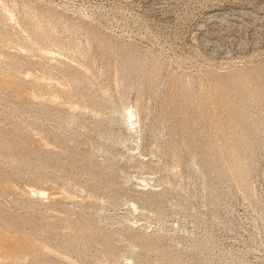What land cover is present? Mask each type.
Returning <instances> with one entry per match:
<instances>
[{
    "label": "rangeland",
    "instance_id": "obj_1",
    "mask_svg": "<svg viewBox=\"0 0 264 264\" xmlns=\"http://www.w3.org/2000/svg\"><path fill=\"white\" fill-rule=\"evenodd\" d=\"M0 264H264V0H0Z\"/></svg>",
    "mask_w": 264,
    "mask_h": 264
},
{
    "label": "bare ground",
    "instance_id": "obj_2",
    "mask_svg": "<svg viewBox=\"0 0 264 264\" xmlns=\"http://www.w3.org/2000/svg\"><path fill=\"white\" fill-rule=\"evenodd\" d=\"M261 70H262V69H261ZM124 113H125V112H124ZM124 113H123V114H124ZM126 113H127V112H126ZM126 116H127V114H126ZM246 127H247V126H246ZM249 128H250V127H249ZM253 132H254V131H253ZM252 135H253V134H252ZM254 139H255V138H254ZM119 140H120V139H119ZM123 140H124V139H123ZM123 140H122V141H123ZM252 140H253V138H252ZM250 141H251V140H250ZM255 141H256V140H255ZM253 144H254V143H253ZM251 147H252V146H251ZM252 148H253V147H252ZM194 150H195V149H194ZM199 150H200V149H199ZM203 156H204V155H203ZM203 165H205V164H203ZM93 167H94V166H93ZM199 167H200V166H199ZM203 167H204V166H203ZM205 169H206V168H205ZM203 171H204V170H203ZM200 172H201V170H200ZM204 172H205V171H204ZM197 173H198V172H197ZM205 173H206V172H205ZM205 173H204V175H205ZM208 173H209V172H208ZM216 173H217V172H216ZM92 174H93V173H92ZM199 174H200V173H199ZM110 175H111V174H110ZM196 175H197V174H196ZM201 175H203V174H201ZM204 175H203V176H204ZM108 176H109V175H108ZM216 176H217V175H216ZM220 176H221V175H220ZM206 177H207V175H206ZM206 177H205V179H206ZM203 179H204V178H203ZM202 182H203V181H202ZM204 182H205V180H204ZM204 182H203V183H204ZM206 182H208V181H206ZM201 184H202V183H201ZM205 184H206V183H205ZM211 184H212V183H211ZM204 186H205V185H204ZM209 186H210V185H209ZM161 193H162V192H161ZM216 195H217V194H216ZM216 198H217V197H216ZM216 200H217V199H216Z\"/></svg>",
    "mask_w": 264,
    "mask_h": 264
}]
</instances>
